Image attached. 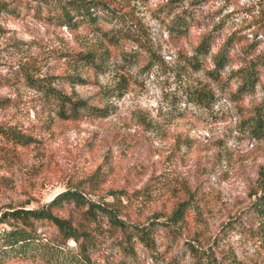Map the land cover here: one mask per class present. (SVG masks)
Returning <instances> with one entry per match:
<instances>
[{"label":"rangeland","instance_id":"1","mask_svg":"<svg viewBox=\"0 0 264 264\" xmlns=\"http://www.w3.org/2000/svg\"><path fill=\"white\" fill-rule=\"evenodd\" d=\"M98 1L127 21L135 38L109 43L86 25L71 30L49 24L35 16L34 7L22 9L21 16L0 12V100L10 99L9 107L0 105V126L27 136L22 142L18 132L15 138L0 133V228L6 226V211L46 206L68 189L100 203L113 204L120 196L122 217L144 225L160 215L165 221L179 201L191 196L190 225L175 232L157 227L155 252L137 238L127 249L105 219L96 234L95 259L99 264H196L188 249L192 241L211 249L222 264L233 259L264 264V217L254 216L252 209L256 191L262 193L264 134L249 130L245 121L264 115V72L254 91L235 100L237 81L226 87L207 71L229 38L235 41L231 53L236 59L224 66V77L248 61L244 48L252 44L255 55L264 52V0ZM186 10L194 15L193 27L176 36L172 21ZM210 32L215 44L206 67L196 69L186 57ZM96 39L109 50V69L96 73L80 67L85 82L63 81L62 76L75 71L63 54ZM24 71L75 91L91 105H108L111 113L75 120L49 115L22 74L15 84L2 82ZM186 88L205 89L216 99L211 105L186 103ZM104 89L110 94L102 101ZM54 213L78 217L73 203L54 207ZM46 229L49 236L57 233L53 226ZM68 245L77 247L74 240Z\"/></svg>","mask_w":264,"mask_h":264},{"label":"trees","instance_id":"2","mask_svg":"<svg viewBox=\"0 0 264 264\" xmlns=\"http://www.w3.org/2000/svg\"><path fill=\"white\" fill-rule=\"evenodd\" d=\"M45 6H41V0H37L33 5L32 0H0V12H6L13 16H21V10H29L34 7V14L39 19H43L49 24L59 27L67 26L71 30H77L80 26L86 25L91 28V33L102 34L109 43L117 42L119 38H135L132 31L128 29V23L118 17L115 10L109 4L98 0H57L49 4L48 0H43ZM34 3V4H35ZM174 17L171 28L176 36L187 35L193 27L194 15L189 11ZM103 20L113 24L112 29H104ZM136 41L141 42L136 38ZM234 39L229 38L227 42L213 56L215 67L207 71L221 85L230 86L232 79L238 83L237 90L232 94L235 100H240L244 93L255 90L257 84L261 82L264 72V52L255 55L252 44L244 48V53L248 61L241 67L231 71L230 75L224 77V66L235 62V54L231 53ZM141 44V43H140ZM215 44V35L208 33L194 48V54L187 56L190 65L196 69L206 67V58ZM64 62L71 68L73 73L62 76V80L70 83H82L85 79L80 67L93 69L96 73H105L111 66L112 58L109 50L101 39H96L89 47L78 51H70L63 54ZM23 75L25 81L36 89L43 108L50 114H55L61 119H78L84 115L96 118H104L110 115L108 105H91L86 99L81 98L75 91L66 92L63 88L53 85L52 80L35 79L28 71L17 73L13 78L4 77L2 82L12 83L20 80ZM109 89L101 91L102 101L110 94ZM111 92V91H110ZM186 103L196 105H208L215 101L216 97L210 91L198 88H186ZM10 99L0 100V105L9 107ZM249 130L254 133L264 134V115L259 113L249 117L247 120ZM15 129L0 126V133L5 135H15ZM18 140L24 142L26 135L20 136ZM15 138V137H14ZM261 174L262 193L256 191V201L253 204V215L262 219L264 217V169ZM2 182H0L1 189ZM113 194V193H112ZM64 203L74 204L78 217L74 215L62 217L54 213V207L63 206ZM121 197L118 196L113 204L100 203L91 198H87L77 189H68L59 193L48 205L39 208L19 207L6 211L2 221L5 227L0 228V264H8L15 260H35L42 259L48 264H99L94 257L96 247V234L103 229V222L106 219L110 227L122 235V240L126 242V248H131V242L135 238L139 239L152 252H155L154 233L157 227L169 229V231L188 228L190 225V210L193 208V198L177 203L174 210L166 216L165 221L160 220V215L154 218L149 224L129 223L122 215ZM200 222V218L195 220ZM162 223V224H159ZM48 226H53L57 230L55 235H48ZM264 226V225H263ZM175 232V231H174ZM74 240L77 247L72 249L68 242ZM188 249L195 257L196 264H222L214 260V252L204 250L196 246L192 241H188ZM229 264H244L237 259L231 260Z\"/></svg>","mask_w":264,"mask_h":264}]
</instances>
